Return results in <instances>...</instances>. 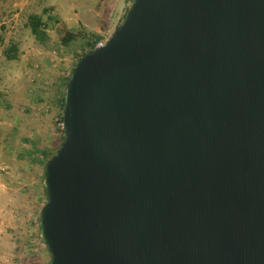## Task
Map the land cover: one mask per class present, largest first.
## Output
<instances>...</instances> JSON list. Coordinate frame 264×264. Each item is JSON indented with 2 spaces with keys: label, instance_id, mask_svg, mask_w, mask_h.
<instances>
[{
  "label": "water",
  "instance_id": "1",
  "mask_svg": "<svg viewBox=\"0 0 264 264\" xmlns=\"http://www.w3.org/2000/svg\"><path fill=\"white\" fill-rule=\"evenodd\" d=\"M62 126L51 264H264V0H134Z\"/></svg>",
  "mask_w": 264,
  "mask_h": 264
},
{
  "label": "rangeland",
  "instance_id": "2",
  "mask_svg": "<svg viewBox=\"0 0 264 264\" xmlns=\"http://www.w3.org/2000/svg\"><path fill=\"white\" fill-rule=\"evenodd\" d=\"M133 2L0 0V264H51L38 224L47 201L44 163L64 141L59 92L79 60L76 43L59 47L54 30L39 42L29 16L47 10L45 19H59L85 42L92 34L107 42ZM11 46L16 60L7 59Z\"/></svg>",
  "mask_w": 264,
  "mask_h": 264
},
{
  "label": "trees",
  "instance_id": "3",
  "mask_svg": "<svg viewBox=\"0 0 264 264\" xmlns=\"http://www.w3.org/2000/svg\"><path fill=\"white\" fill-rule=\"evenodd\" d=\"M48 14V11L45 10L42 15L33 14L29 16V26L31 28V32L34 37L41 43H45L49 39L48 30L56 31L57 40L59 47L69 48L71 44L75 46V54L77 55L78 59H80L83 55H85L88 51L97 47V45L102 40V36L97 34H92L91 41L85 42L83 38L80 36V33L68 29L65 24H62L59 19L48 16L45 19V16ZM6 56L8 60H16L18 58V48L16 46H11L6 51ZM76 67V66H75ZM75 69V68H74ZM73 69V71H74ZM73 73V72H72ZM72 74L66 79L62 80L61 87L64 86L65 90L60 89L59 92V103L61 106V114H60V123H63V111L65 107V94L66 88L70 81ZM60 87V88H61ZM2 94L0 93V99ZM65 140V138H64ZM64 142V141H63ZM54 157V156H53ZM49 161V160H48ZM47 161V162H48ZM47 162L44 163L47 165ZM46 194V192H45ZM47 200V195H46ZM47 203V201H46ZM39 232H40V221H39Z\"/></svg>",
  "mask_w": 264,
  "mask_h": 264
},
{
  "label": "built area",
  "instance_id": "4",
  "mask_svg": "<svg viewBox=\"0 0 264 264\" xmlns=\"http://www.w3.org/2000/svg\"><path fill=\"white\" fill-rule=\"evenodd\" d=\"M106 44V42H100L98 45H97V47H102V46H104Z\"/></svg>",
  "mask_w": 264,
  "mask_h": 264
}]
</instances>
